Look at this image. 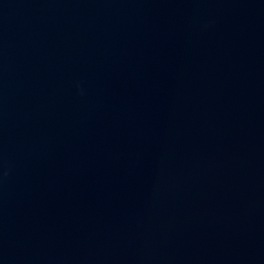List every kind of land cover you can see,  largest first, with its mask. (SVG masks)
<instances>
[{
    "label": "water",
    "instance_id": "water-1",
    "mask_svg": "<svg viewBox=\"0 0 264 264\" xmlns=\"http://www.w3.org/2000/svg\"><path fill=\"white\" fill-rule=\"evenodd\" d=\"M0 264H264V0H0Z\"/></svg>",
    "mask_w": 264,
    "mask_h": 264
}]
</instances>
